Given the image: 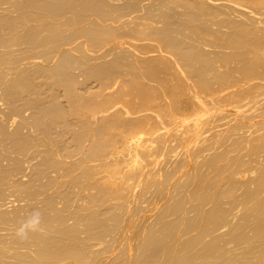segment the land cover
<instances>
[{"label":"bare ground","instance_id":"bare-ground-1","mask_svg":"<svg viewBox=\"0 0 264 264\" xmlns=\"http://www.w3.org/2000/svg\"><path fill=\"white\" fill-rule=\"evenodd\" d=\"M0 264H264V0H0Z\"/></svg>","mask_w":264,"mask_h":264},{"label":"clouds","instance_id":"clouds-1","mask_svg":"<svg viewBox=\"0 0 264 264\" xmlns=\"http://www.w3.org/2000/svg\"><path fill=\"white\" fill-rule=\"evenodd\" d=\"M42 214L39 210H34L21 222L16 229V236L21 240H26L30 233L44 232Z\"/></svg>","mask_w":264,"mask_h":264}]
</instances>
